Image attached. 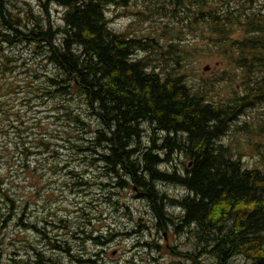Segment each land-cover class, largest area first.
Returning a JSON list of instances; mask_svg holds the SVG:
<instances>
[{"label":"trees","instance_id":"16d2710c","mask_svg":"<svg viewBox=\"0 0 264 264\" xmlns=\"http://www.w3.org/2000/svg\"><path fill=\"white\" fill-rule=\"evenodd\" d=\"M162 1L171 2L175 14L176 7L196 6L194 21L209 27L225 47L224 55L232 66L250 78L248 90L262 96L264 2L250 12L261 0H235L238 9L232 8V0ZM47 2L34 14L30 6L25 10L11 0H0V37L10 45L35 44L63 77L60 81L49 78L52 87H60L56 92L76 94L84 101L88 117L96 125L72 117L93 137L87 142L90 146L78 150L85 156L83 163L98 156L89 168L107 170L108 177L118 180L119 189L131 185L158 219L160 233H165L166 217L181 219L177 214L184 212L182 222L190 227L201 255L210 254L217 264L235 260L264 264V165L245 167L222 142L230 131L229 123L241 115L244 106L215 104L195 91L182 71L184 48L179 43L170 40L163 48L155 39L114 31L108 9L126 7L132 0ZM49 5L62 9L60 25L51 19ZM147 49L160 50L167 73L153 65L157 58L136 56ZM170 61L174 63L166 65ZM178 156L188 160L181 170L174 164ZM3 183L0 178V201L9 202L8 210L17 213L20 205L16 207V201L2 190ZM167 185L186 195L168 198L161 190ZM170 205L180 211L170 212ZM32 218L46 221L43 215ZM4 242L3 237L0 245ZM194 264L204 263L196 255Z\"/></svg>","mask_w":264,"mask_h":264},{"label":"rangeland","instance_id":"374dc122","mask_svg":"<svg viewBox=\"0 0 264 264\" xmlns=\"http://www.w3.org/2000/svg\"><path fill=\"white\" fill-rule=\"evenodd\" d=\"M11 1L25 10L31 7L34 14L42 10L43 4H48L47 0ZM231 2H234L232 8H239L238 2ZM262 2H258L250 12L258 10ZM170 3L132 0L126 7H110L107 17L112 20L114 31L129 33L132 38L155 39L163 48L170 40L179 43L184 48L182 71L195 91H200L215 104L244 106L243 113L229 123L230 131L222 142L241 158L245 167L263 168L264 93L261 96L248 90L246 83L250 78L232 66L230 58L224 55L225 47L220 46L216 35L209 32V27L194 21L196 6L176 7L175 14V7ZM49 9L51 19L60 25L62 9L50 5ZM234 32L235 36L239 35ZM41 51L32 43H3L0 37V178L4 182L2 190L16 201V207L20 205L18 213H15L8 210L11 208L9 202L0 201V240L5 239L0 245V264H12L16 237L35 244L42 239L36 232L20 230L24 228L18 227L20 220L21 224L27 221L47 236L46 223L50 222L62 227L83 226L85 231H89L92 222L93 226L96 225L93 217L99 211L130 210L134 221L140 217L145 221L149 219L146 215V211L150 210L147 202L138 197L131 185L119 189L118 180L108 177L107 170L89 168L98 156H90L88 164L83 163L85 156L78 150L91 145L87 143L91 134L87 133V127L75 124L72 117L79 116L86 124L94 123V126L96 122L89 119L84 101L79 96H63L61 92H56L59 86H51L49 78L60 81L63 77L58 76L55 66L46 60ZM159 52V49L141 50L136 52V56L157 58L153 65L159 66V71L165 74L167 66L163 70ZM172 63L174 61L166 65ZM206 66H210L209 71L204 70ZM68 140L79 149L72 148ZM46 144H49L48 147ZM24 146L28 148L27 156L24 155ZM176 159L178 161L174 164H179L180 170L181 164L188 165L185 158L178 156ZM59 163H62L61 169ZM28 164L30 167L27 169ZM26 170H30L33 177ZM82 183L87 185L80 186ZM175 188L165 186L161 190L171 199L186 195V192L179 193ZM167 207L170 212L180 211L176 206ZM42 215L46 221L32 218H41ZM151 223H155L154 217ZM151 237L150 232H145L140 241L150 242ZM128 242L139 241L135 237ZM155 242L161 249L149 251L148 264H170L177 260L166 251L177 244L181 245V250H191L195 257L200 256L204 264H217L210 254L200 255L202 248L195 246L194 236H190L188 241L185 235L161 232ZM232 264L246 262L235 260Z\"/></svg>","mask_w":264,"mask_h":264},{"label":"flooded vegetation","instance_id":"af4514ba","mask_svg":"<svg viewBox=\"0 0 264 264\" xmlns=\"http://www.w3.org/2000/svg\"><path fill=\"white\" fill-rule=\"evenodd\" d=\"M167 169L170 172L176 170L175 168ZM167 186L173 187L172 185ZM138 197L143 198L140 195ZM146 215L149 217L146 221L142 217L134 221L130 210L99 211L93 217L96 225L93 226L92 222L89 231H85L83 226L74 228L65 225L62 227L50 222L47 223L48 227L45 229L47 236L34 225L28 222L21 224L18 221V227L24 225L28 233L34 230L39 237L42 236V239L35 244L21 240L19 236L16 237V250L12 264H148L149 251L159 250L161 246L155 242L156 236L160 233L158 219L152 211H146ZM177 215L182 218L172 220L171 217H166L169 221L164 220L166 226L163 231L165 234L173 232L177 235H185L189 241V237L192 236L190 227H187L188 225L184 227L182 222L185 213L180 212ZM153 217L155 218L154 224L151 223ZM133 224L136 226L134 227ZM145 232L151 233L150 242L140 241ZM135 237L139 242H128L129 239ZM180 246L177 244L166 250L170 257L177 259L170 264H185V262L194 264L195 254L191 250H181ZM193 248L195 249L194 246ZM36 257L39 260L36 261ZM151 259L156 261L155 258Z\"/></svg>","mask_w":264,"mask_h":264},{"label":"water","instance_id":"95a60500","mask_svg":"<svg viewBox=\"0 0 264 264\" xmlns=\"http://www.w3.org/2000/svg\"><path fill=\"white\" fill-rule=\"evenodd\" d=\"M205 71H208L209 70V67L207 66V67H205V69H204Z\"/></svg>","mask_w":264,"mask_h":264},{"label":"bare ground","instance_id":"6f19581e","mask_svg":"<svg viewBox=\"0 0 264 264\" xmlns=\"http://www.w3.org/2000/svg\"><path fill=\"white\" fill-rule=\"evenodd\" d=\"M112 27V26H111Z\"/></svg>","mask_w":264,"mask_h":264}]
</instances>
